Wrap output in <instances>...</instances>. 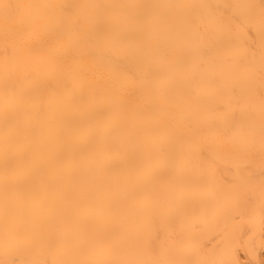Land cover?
<instances>
[{
  "label": "bare ground",
  "instance_id": "obj_1",
  "mask_svg": "<svg viewBox=\"0 0 264 264\" xmlns=\"http://www.w3.org/2000/svg\"><path fill=\"white\" fill-rule=\"evenodd\" d=\"M0 264H264V0H0Z\"/></svg>",
  "mask_w": 264,
  "mask_h": 264
}]
</instances>
